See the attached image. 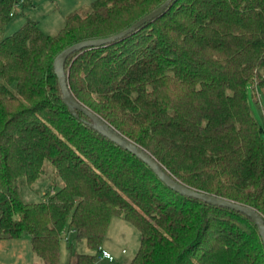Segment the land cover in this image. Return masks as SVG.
Wrapping results in <instances>:
<instances>
[{
	"label": "trees",
	"instance_id": "obj_1",
	"mask_svg": "<svg viewBox=\"0 0 264 264\" xmlns=\"http://www.w3.org/2000/svg\"><path fill=\"white\" fill-rule=\"evenodd\" d=\"M20 1L0 0V33L31 4ZM165 1L95 0L54 35L27 18L0 40V240L29 237L43 264H63L71 231L94 253L70 264H96L117 216L140 234L129 264H264L252 219L172 190L63 102V50L120 34ZM65 73L74 99L173 180L264 218L263 128L249 98L250 86L264 91V0H173L134 32L74 52ZM47 178L41 201L22 200L19 183Z\"/></svg>",
	"mask_w": 264,
	"mask_h": 264
},
{
	"label": "rangeland",
	"instance_id": "obj_2",
	"mask_svg": "<svg viewBox=\"0 0 264 264\" xmlns=\"http://www.w3.org/2000/svg\"><path fill=\"white\" fill-rule=\"evenodd\" d=\"M33 1V6L25 7L23 14L18 15L5 29V31L0 33V40L16 32V30L26 22L27 18L37 20L39 22L40 28L46 34L54 35L64 26L65 20L69 15L74 13H78L82 16L87 15L90 11L91 3L95 0ZM253 94V88L250 86L249 98L252 114L255 117L257 123L263 128L262 137L264 138V91L258 89L257 93L255 94V98L252 96ZM52 185L53 184L51 183L50 178L45 179L43 182L37 183L33 187L19 183V190L22 200L24 202H39L43 199V193H45L47 190L50 191V186ZM112 219L114 222L120 220L117 216L113 217ZM126 226H128L127 230L122 233L120 230L121 228L114 224L109 233V237L106 235L102 244V247H104L106 244H109V251H106L112 255L113 259H115V262L109 263L108 261H100L97 257L96 264H127L131 259H133V257H135L140 245V234L138 230L132 225ZM70 243L72 247L69 246ZM23 244V242H17L12 246L1 245L0 264H36V261L42 262L41 259L31 252L28 243H26V246ZM103 250L105 249L103 248ZM122 250H124L123 254ZM91 253H94V251L89 249L84 239H77L76 235L72 234L71 231H66L63 234L61 241V262L63 264H70L71 257H74L77 254ZM13 254H22L23 257H14V260L12 261L10 260L11 257L8 255ZM34 260L36 261L34 262Z\"/></svg>",
	"mask_w": 264,
	"mask_h": 264
},
{
	"label": "water",
	"instance_id": "obj_3",
	"mask_svg": "<svg viewBox=\"0 0 264 264\" xmlns=\"http://www.w3.org/2000/svg\"><path fill=\"white\" fill-rule=\"evenodd\" d=\"M172 1L173 0H166L160 7L154 10L152 13L145 16L137 23L132 25L129 29H127L126 31L120 34L105 39L90 40V41L77 43L63 50L56 57L53 64L54 71L60 85L63 102L66 105V107L70 110V112L73 113L74 115H76V111H80L84 113L86 116H88L92 121V127L95 130H97L100 134H102L110 141L114 142L115 144L119 145L120 147L124 148L125 150L136 156L138 159L142 160L172 190L185 196L200 199L207 204L228 208L248 216L250 219L253 220V222L257 226L264 244V218L256 210L247 206H242L240 204L231 201H227L224 199L217 198L215 196L207 195L192 190L176 182L163 170V168L154 160V158L147 151H145L144 149H142L141 147H139L138 145H136L135 143L124 137L123 135H121L106 121H104L102 118H100L99 116L88 110L86 107H84L82 104H80L76 99H74V97L70 93L68 87L67 74L65 73V63L70 55H72L76 51H80L86 48H92V47H97L111 43L117 39L126 36L129 33L134 32L145 23L161 15L167 9V7L172 3Z\"/></svg>",
	"mask_w": 264,
	"mask_h": 264
},
{
	"label": "crops",
	"instance_id": "obj_4",
	"mask_svg": "<svg viewBox=\"0 0 264 264\" xmlns=\"http://www.w3.org/2000/svg\"><path fill=\"white\" fill-rule=\"evenodd\" d=\"M31 2V4L29 5V6H33V4H34V1L33 0H31L30 1ZM120 220H118V221H115L114 222V220L112 221L111 220V222H110V226H109V229H108V236L107 237H109V233H110V231H111V229H112V227H113V225L115 224V225H117L119 228H121L120 230L122 231V233H124V231L125 230H127V227L128 226H126V225H131V224H129L128 222H126L122 217H118ZM122 219V220H121ZM130 227V226H129ZM72 234H74L75 235V233H73L72 232ZM21 243V242H23L24 244V246H26V243H28V245H29V247H30V249H31V243H30V238L29 237H23V238H20V239H16V240H9V239H3V240H1L0 241V246L1 245H7V246H12V245H14V243ZM2 243H4V244H2ZM69 246L70 247H72V245H71V243L69 244ZM105 249V250H108L109 251V248H110V246H109V244H106L104 247H102V249ZM31 252H32V249H31ZM33 253V252H32ZM124 253V250H122V254ZM34 254V253H33ZM9 257H11V259L10 260H14V257H18V258H21V257H23V255L22 254H17V255H15V254H13V255H8ZM8 256H4V257H8ZM73 258H74V261H75V256L73 257H71V263H72V261H73ZM40 259V258H39ZM132 260V259H131ZM130 260V261H131ZM36 260H34V262H35ZM73 261V262H74ZM100 261H108L109 263H113V262H115V259L113 260V261H109V260H106V259H102V260H100ZM118 261V260H117ZM130 261L127 263V264H129L130 263ZM5 263H7V262H5ZM36 264H43V262H39V261H36Z\"/></svg>",
	"mask_w": 264,
	"mask_h": 264
},
{
	"label": "built area",
	"instance_id": "obj_5",
	"mask_svg": "<svg viewBox=\"0 0 264 264\" xmlns=\"http://www.w3.org/2000/svg\"><path fill=\"white\" fill-rule=\"evenodd\" d=\"M22 1L23 0H21L20 3ZM20 3L15 7V11H19ZM51 194H54V192L52 191ZM98 259L99 260L106 259V260H109V261H113L114 260L112 255L108 251L103 250L102 248L100 249V251L98 253Z\"/></svg>",
	"mask_w": 264,
	"mask_h": 264
}]
</instances>
